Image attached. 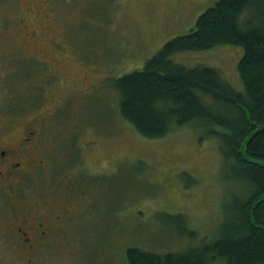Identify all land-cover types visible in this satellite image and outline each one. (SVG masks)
<instances>
[{"label":"rangeland","instance_id":"374dc122","mask_svg":"<svg viewBox=\"0 0 264 264\" xmlns=\"http://www.w3.org/2000/svg\"><path fill=\"white\" fill-rule=\"evenodd\" d=\"M34 1L59 25L43 35L56 33L64 48L61 59L48 45L34 47L31 56L59 77L46 83L45 68L30 69L25 60L2 76L0 64V117L6 134H15L49 112L38 122L44 165L26 187L64 202L69 220L42 264H128V247L179 252L211 242L229 194L242 190L220 151L224 129L192 122L145 137L120 115L113 80L188 32L216 0H0V21L15 20ZM241 55V46L222 44L174 60L214 67L241 90ZM1 242L0 233V249Z\"/></svg>","mask_w":264,"mask_h":264},{"label":"trees","instance_id":"16d2710c","mask_svg":"<svg viewBox=\"0 0 264 264\" xmlns=\"http://www.w3.org/2000/svg\"><path fill=\"white\" fill-rule=\"evenodd\" d=\"M222 44L242 47L241 90L214 67L174 60L177 53ZM113 85L120 115L145 137H162L192 122L221 125L220 151L242 187L229 194L227 216L211 242L179 252L128 247V264H264V0H216L188 32L166 41Z\"/></svg>","mask_w":264,"mask_h":264},{"label":"flooded vegetation","instance_id":"af4514ba","mask_svg":"<svg viewBox=\"0 0 264 264\" xmlns=\"http://www.w3.org/2000/svg\"><path fill=\"white\" fill-rule=\"evenodd\" d=\"M50 17L45 5L40 6L34 1L33 8L22 9L15 20L0 21L2 76L25 60L30 69L45 68L46 83L51 84L59 77L58 72L52 68L49 70L46 60L31 56L34 47L48 45L57 50L58 59L62 58L64 45L56 33L43 35L48 28L59 27L49 20ZM4 32H8L10 37L7 38ZM48 114L45 111L33 116L15 134H6L8 126L0 117V264H38V261L42 264L52 248L58 247L64 238L69 220L66 204L34 195L26 187L27 179L44 165L40 155L42 128L38 122Z\"/></svg>","mask_w":264,"mask_h":264}]
</instances>
